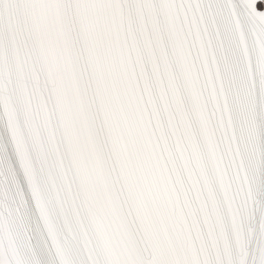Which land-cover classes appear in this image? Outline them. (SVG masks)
I'll return each instance as SVG.
<instances>
[{"label":"snow or ice","instance_id":"obj_1","mask_svg":"<svg viewBox=\"0 0 264 264\" xmlns=\"http://www.w3.org/2000/svg\"><path fill=\"white\" fill-rule=\"evenodd\" d=\"M0 264H264V0H0Z\"/></svg>","mask_w":264,"mask_h":264}]
</instances>
